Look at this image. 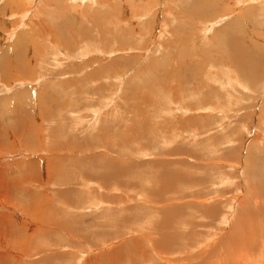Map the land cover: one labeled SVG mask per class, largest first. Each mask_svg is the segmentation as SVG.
<instances>
[{
    "label": "rangeland",
    "instance_id": "rangeland-1",
    "mask_svg": "<svg viewBox=\"0 0 264 264\" xmlns=\"http://www.w3.org/2000/svg\"><path fill=\"white\" fill-rule=\"evenodd\" d=\"M263 8L0 0V264H180L185 255L181 264H239L221 251L234 219L252 210L237 203L251 188L264 193L246 165L259 155L264 164ZM236 74L245 87L227 80ZM253 140L260 149L250 154ZM163 233L175 243L157 253ZM259 246L240 264H264Z\"/></svg>",
    "mask_w": 264,
    "mask_h": 264
},
{
    "label": "bare ground",
    "instance_id": "bare-ground-1",
    "mask_svg": "<svg viewBox=\"0 0 264 264\" xmlns=\"http://www.w3.org/2000/svg\"><path fill=\"white\" fill-rule=\"evenodd\" d=\"M239 2L240 1H242V2H244V0H238ZM97 2V1H96ZM255 2V1H254ZM253 2V3H254ZM222 3V2H221ZM204 4V3H203ZM206 9V8H205ZM264 9V8H263ZM149 10V9H148ZM151 10V9H150ZM259 11V10H258ZM148 14V13H147ZM198 14V13H197ZM247 17H248V15H247ZM222 19V18H221ZM245 19V18H244ZM211 29V28H210ZM215 32V31H214ZM160 36H161V34H160ZM228 36V35H227ZM250 36V35H249ZM7 37V36H6ZM160 38V37H159ZM209 39V38H208ZM225 40V39H224ZM1 41V45H0V47L1 48H4L5 47V44H3L2 42L4 41V39L3 40H0ZM208 41V40H207ZM87 51V50H86ZM35 52V51H34ZM83 54V53H82ZM89 54H90V52H89ZM56 55V54H55ZM85 55H87V54H85ZM84 55V56H85ZM150 55V54H149ZM85 58V57H84ZM54 61H57V60H54ZM59 62V61H58ZM58 62H57V64H58ZM88 64H91V63H88ZM92 65V64H91ZM211 65V64H210ZM87 66H89V65H87ZM209 67V66H208ZM215 67V66H214ZM87 68V67H86ZM149 68V67H148ZM152 68V67H151ZM88 70V69H87ZM230 71H231V69H230ZM229 71V72H230ZM85 73V72H84ZM234 73V72H233ZM85 74H87V72L85 73ZM232 73L230 72V75H231ZM94 75H96V74H94ZM85 76V75H84ZM87 76H90L91 77V75H89V74H87ZM236 76H237V74H236ZM240 76V75H239ZM86 77V76H85ZM89 77V78H90ZM88 78V79H89ZM120 78V77H119ZM119 78H117V79H119ZM122 78V77H121ZM149 79V78H148ZM217 79V78H216ZM226 79V78H225ZM218 81H219V79H217ZM227 80H229V82H231V83H235L237 86H240V88H242V87H245V86H243V85H245V84H243L242 85V83H243V81H241L239 78H238V76L237 77H234V78H228ZM227 80L225 81V82H227ZM231 80V81H230ZM243 80V79H242ZM209 81V80H208ZM212 81H213V79H212ZM211 81V82H212ZM217 81V82H218ZM16 82V81H15ZM91 82H93V81H91ZM94 82H97V81H94ZM94 82H93V84H94ZM220 82H221V80H220ZM218 82L219 83V85H221V87L223 88V90H224V88H228V87H226V85H225V83L224 82ZM228 82V83H229ZM19 83V82H18ZM212 83H214V82H212ZM217 84V83H216ZM233 84H231V86L233 85ZM228 85V84H227ZM242 86V87H241ZM167 87H169V86H167ZM235 87V86H234ZM250 87V86H249ZM218 88H220V86L218 87ZM221 88V89H222ZM245 90H246V88H244ZM170 90V89H169ZM236 90V89H235ZM255 90V89H254ZM171 93H172V91H170ZM251 92V91H250ZM43 93V92H42ZM225 93V92H224ZM231 95V94H230ZM170 96H171V94H170ZM232 96V95H231ZM179 97V96H178ZM230 97V96H229ZM255 97V96H254ZM175 98H177V97H175ZM174 98V99H175ZM227 98H228V96H227ZM233 98V97H232ZM258 98V97H257ZM236 99H237V97H236ZM252 99V98H251ZM183 100V99H182ZM105 102H106V100H105ZM171 102V101H170ZM179 102V101H178ZM181 102V101H180ZM229 102V101H228ZM232 102V101H231ZM230 102V103H231ZM243 102V101H242ZM108 103V102H107ZM255 103V102H254ZM175 103H173L172 105L173 106H176V105H174ZM177 104V103H176ZM210 104V103H209ZM103 105V104H102ZM106 105V104H105ZM171 105V106H172ZM232 105V104H231ZM106 106H108V105H106ZM251 106V105H250ZM184 107V106H183ZM182 107V108H183ZM176 108V107H175ZM184 109V108H183ZM182 109V110H183ZM245 109V108H244ZM241 110V109H240ZM172 111V110H171ZM177 112H178V110H176ZM175 111V112H176ZM180 111H181V108H180ZM191 111V110H190ZM262 111V110H261ZM175 112H173L172 114H174ZM183 112V111H182ZM260 112V111H259ZM157 114V113H156ZM184 114H186V113H184ZM177 115V114H176ZM181 115H183V114H181ZM175 116V115H174ZM177 116H179V115H177ZM177 116H175V117H177ZM264 116V115H263ZM186 117V116H185ZM260 118L262 119V116H260ZM179 120V119H178ZM258 121H259V119H258ZM176 122V121H175ZM261 122H262V120H261ZM224 123V122H223ZM236 124V123H235ZM241 124V123H240ZM240 124H238L237 123V125H240ZM262 124V123H261ZM178 127H179V125H178ZM178 127H177V129H178ZM183 127V126H182ZM249 127V126H248ZM259 127V126H258ZM176 128V127H175ZM242 129H244V128H242ZM257 129V128H256ZM175 130V129H174ZM183 130V129H182ZM179 131V130H178ZM245 131V130H244ZM181 134V133H180ZM263 137V136H262ZM259 138V137H258ZM258 138H256L257 140H258ZM253 139H254V137H253ZM255 140H253L251 143L252 144H250V149L247 147V149H249V150H246V152L247 151H250V150H253L250 154H252L253 152H255L256 150H258V149H260V147L258 148V146H255V142H254ZM258 142H260V140H258ZM257 143V142H256ZM242 146H244V145H242ZM255 148H257V149H255ZM262 148V147H261ZM219 153V152H218ZM249 154V153H248ZM256 155V154H255ZM103 156V155H102ZM248 157V156H247ZM106 158V157H105ZM263 158V157H262ZM165 161V160H164ZM246 162H248V164H246L247 165V171H248V175H247V177L249 176V173H250V175H252L255 179H251V183L253 182V180H258V178H262L263 179V181H264V164H263V167L262 168H260L259 166H258V163L260 162V155L258 156V157H255V160L253 161V160H251L250 162L249 161H247V159H246ZM41 164L43 165L44 164V162H42L41 161ZM234 165H232L231 164V167H233ZM261 166V165H260ZM259 167V168H258ZM56 168V167H55ZM246 169V168H245ZM244 169V170H245ZM246 171V170H245ZM244 172V171H243ZM245 173V172H244ZM244 173H242L243 175H244ZM86 174V173H85ZM44 175V174H43ZM235 175V174H234ZM242 175V176H243ZM45 176V175H44ZM255 176H258V178H256ZM67 177V176H66ZM216 177V176H215ZM222 177V176H221ZM221 177H220V179H221ZM234 177V176H233ZM31 179V178H30ZM154 179V178H153ZM166 179V178H165ZM223 179H224V177H223ZM32 180V179H31ZM152 180V179H151ZM225 181H226V179H224ZM260 180V179H259ZM23 182H24V180H22ZM46 181V180H45ZM230 181V180H229ZM229 181H227V182H229ZM42 182V181H41ZM227 182H226V184H227ZM231 182V181H230ZM233 182H235V181H233ZM242 182V181H241ZM2 183V182H1ZM223 183V182H222ZM92 184V183H91ZM142 184V183H141ZM224 184V183H223ZM235 184V183H234ZM262 184V183H261ZM30 185V184H29ZM45 185V184H44ZM183 185V184H182ZM229 185V184H228ZM233 185V184H232ZM236 185V184H235ZM241 184H238L237 185V187L236 186H234L236 189L238 188L239 189V191H240V193H241V190H240V188H241V186H240ZM98 186V185H97ZM169 186V185H168ZM193 186V185H192ZM232 186V187H233ZM249 186V185H248ZM256 186H258V185H256ZM264 186V185H263ZM59 187V186H58ZM86 187V186H85ZM95 187V186H94ZM233 187V188H234ZM108 188V187H107ZM106 188V189H107ZM169 188V187H168ZM260 188V187H259ZM1 189H2V187H1ZM26 189V188H25ZM90 189H91V187H90ZM120 190V189H119ZM168 190V189H167ZM175 190V189H174ZM209 190V189H208ZM258 190V189H257ZM42 192V191H41ZM8 193V192H7ZM65 193V192H64ZM160 193V192H159ZM177 193V192H176ZM193 193H195V192H193ZM201 193H203V195H204V191H202ZM67 194H70V193H67ZM151 194V193H150ZM209 194V193H208ZM207 194V195H208ZM220 194V193H219ZM219 194H218V196H219ZM246 194V197H248L247 199H246V201H250L251 200V196L253 197V194H254V190L251 188V190H248L247 191V193H245ZM258 194V193H257ZM261 194V193H260ZM30 195H32V193L30 194ZM159 195H161V194H159ZM164 195V194H163ZM175 195V194H174ZM182 195V194H181ZM157 196V195H156ZM166 196V195H165ZM165 196H162L161 195V198L163 199V198H165ZM213 196H214V194H213ZM217 196V197H218ZM100 197V196H99ZM138 197V196H137ZM197 197V196H196ZM202 197V194H201V196H199L198 198H201ZM216 197V195L214 196V199L215 198H217ZM221 197V196H220ZM219 197V198H220ZM245 197V198H246ZM57 198V197H56ZM173 198V197H172ZM171 198V199H172ZM152 199V198H151ZM174 199V198H173ZM240 199V198H239ZM244 199V198H243ZM240 200L239 201V203H237V205H239V207H238V211L239 212H241L240 210H241V208H247V209H252V210H249L248 211V214H250L249 215V217L246 219V217H240L239 216V218H237V220L235 221V219H234V223L232 222V224H231V226L233 227V230H235V231H229L230 233L228 234V237L226 238V244H224V246H223V248H226L225 250H222L221 251V254H222V256H223V260H221V261H223L224 263L226 262V260L227 259H229V258H231L230 257V255H233V259L235 260V259H237L238 257L241 259V260H243L244 262H248V261H250L249 259L250 258H248V256H250L249 255V253H248V251H249V249H254V248H256L258 245H260L259 246V248H262V247H264V212H263V208H264V193H263V196L262 195H255V197H253V199H252V204H253V206H252V208H250V206H248V205H246V201L244 202V200ZM261 199V200H260ZM156 199H154V201H155ZM206 200V199H205ZM153 201V200H152ZM218 200H215V202H217ZM234 201H236L235 199H234ZM158 202V201H157ZM177 202V201H176ZM207 202H208V200H207ZM103 203V202H102ZM174 203H175V201H174ZM37 204V203H36ZM231 204V203H230ZM230 204H229V207H230ZM236 205V206H237ZM66 206V205H65ZM101 206V205H100ZM154 206V205H153ZM174 206V205H173ZM203 206V205H202ZM263 206V207H262ZM27 208V207H26ZM156 208V207H155ZM160 208V207H159ZM41 209H42V207H41ZM162 209H163V207H162ZM216 209V207L214 206H209V207H206L205 208V212H206V214H208V212H209V214L211 215V214H213L214 213V210ZM231 209H232V207H231ZM254 209H255V212H258L259 213V216L258 217H256L257 216V214H256V216L255 217H252L251 216V214L253 213V211H254ZM173 209H170V210H168L167 211V213H169L170 211H172ZM229 210V209H228ZM30 211V210H29ZM44 210H42V212L40 213L41 215H43L45 218H47L48 217V214L47 215H45V211L43 212ZM161 211V210H160ZM174 212H175V210H174ZM25 213H26V210H25ZM162 213V212H161ZM165 213V212H164ZM216 213V212H215ZM23 214V213H22ZM146 214V213H145ZM149 214V213H148ZM170 214V213H169ZM24 215V214H23ZM49 216H50V214H49ZM168 216V215H167ZM207 216V215H206ZM262 216V217H261ZM151 216H149V218H150ZM175 217V216H174ZM173 217V218H174ZM176 218V217H175ZM235 218V217H234ZM224 219L226 220L227 219V216H224ZM230 219V218H229ZM14 220H15V222H18V223H23L24 222V220H22V219H19L18 217L16 218H14ZM144 220V219H143ZM176 220H177V218H176ZM228 220V219H227ZM232 220V219H231ZM168 221H170V218H168V217H166V220H165V224L168 226V227H170V225H168ZM172 221V220H171ZM53 222V221H52ZM70 222H71V220H70ZM132 222V221H131ZM175 222V224H177L176 222L177 221H174ZM179 222V221H178ZM254 222H256L257 224H258V227L254 230V231H247V226H248V228H251L252 227V225H253V223ZM26 223V222H25ZM172 223V222H171ZM26 224H28V223H26ZM21 225L22 227L21 228H25V226H28V225ZM31 224V223H30ZM33 224V223H32ZM53 224V223H52ZM59 224H60V222H59ZM151 224V223H150ZM163 224V223H162ZM173 224V223H172ZM189 224V223H188ZM190 224H193V223H190ZM54 225H55V223H54ZM158 225V224H157ZM228 225H229V223H228ZM227 225V226H228ZM239 225V226H241V230H240V232H239V227H237V226ZM24 226V227H23ZM174 226V225H173ZM207 226V225H206ZM148 227V226H147ZM231 227V228H232ZM142 229V228H141ZM187 229V228H186ZM134 230V229H133ZM151 230V229H150ZM163 230H168L167 228H166V226H164L163 227ZM185 231V230H184ZM261 231V232H260ZM152 232V231H151ZM154 233H155V231H154ZM189 233H190V231H189ZM151 234V233H150ZM174 234V236H175V234L176 233H173ZM203 234V233H202ZM208 234V233H207ZM215 234H218V232H216ZM158 235V234H157ZM187 235V234H186ZM257 235H260V237H261V240H259V243H258V240H257ZM152 236V234L150 235V237ZM154 236V235H153ZM171 237H172V234L170 235ZM169 235H167V234H165V233H163V235L162 236H160V237H156L155 238V242H156V247H154V248H156L157 250H156V252L157 253H159V252H162V250H161V248L163 249V246L164 247H166V246H172V244H174L175 242H174V240H173V238H171ZM191 236V235H190ZM204 236H206V235H204ZM209 236V235H208ZM220 236V235H219ZM219 236L218 237H216V236H214L213 237V241L211 240L210 242H211V245H212V247L213 248H215L216 249V252H214L213 254L215 255V256H217L218 255V251H217V248H216V246H217V243H218V240H219ZM210 237V236H209ZM216 237V238H215ZM178 238H180V237H178ZM195 238H196V236H195ZM204 238V237H203ZM154 239V238H153ZM187 239V238H186ZM176 240V239H175ZM206 240V239H205ZM217 240V241H216ZM29 241V240H28ZM190 241V240H189ZM200 241H201V239H200ZM25 243H28V242H26V241H24ZM177 242V241H176ZM182 242H184V241H181L180 242V244L182 243ZM204 242V241H203ZM24 243V244H25ZM147 243V242H146ZM191 243V242H190ZM193 243V242H192ZM205 243V242H204ZM14 244H16V243H14ZM182 244H184V243H182ZM197 244V243H196ZM203 244V243H202ZM13 245V244H12ZM17 245V244H16ZM16 245H14V246H16ZM28 245V244H27ZM192 245V244H191ZM205 245V244H204ZM209 245V244H208ZM194 246V245H193ZM243 246L245 247V248H243ZM27 247V246H26ZM161 247V248H160ZM173 247V246H172ZM181 248H182V246H180ZM207 247H209V246H207ZM141 248V247H140ZM143 248V247H142ZM141 248V249H142ZM197 248V247H196ZM146 249V248H145ZM175 249V248H174ZM208 249H210V248H208ZM257 249V248H256ZM16 250V249H15ZM32 250V249H31ZM228 250V253L226 254V252H224V251H227ZM248 250V251H247ZM167 251H169V250H167ZM262 251H263V249H262ZM174 252V251H173ZM207 252V251H206ZM264 252V251H263ZM8 253V252H7ZM155 253V252H154ZM260 253V252H259ZM187 254V253H186ZM192 254V253H191ZM263 254V253H262ZM9 255V254H8ZM184 255V254H183ZM195 255H197V253H194L193 254V256H195ZM261 255V254H260ZM17 256V255H16ZM82 256H84V257H86V252H85V254L84 253H81L80 254V258L78 259L79 261L81 260L82 261ZM186 256V255H185ZM184 256V257H185ZM192 256V257H193ZM198 256V255H197ZM143 257V256H142ZM163 257H165V254H164V256ZM184 257H182V259L180 260V261H177V262H179L180 264L182 263V260H183V258ZM187 257V256H186ZM212 257H214V256H211V258ZM237 257V258H236ZM19 258V257H18ZM115 258V257H114ZM151 258V257H150ZM153 258V257H152ZM152 258H151V260H152ZM263 258V257H262ZM160 259V258H159ZM173 259V262L174 261H176V259L175 258H170V263H171V260ZM191 259L192 258H187V260H190L191 261ZM233 259L232 260H230L231 262H233ZM141 260V259H140ZM150 260V264H155V261H151ZM178 260V259H177ZM186 260V261H187ZM240 260V261H241ZM130 261V260H129ZM133 261V260H132ZM142 262H146V261H144V260H141ZM166 261V260H165ZM210 261V263L209 264H216V262H214V261H212V260H209ZM240 261H239V264H240ZM262 261V260H261ZM264 261V260H263ZM149 262V261H148ZM147 262V263H148ZM230 262V263H231ZM236 262V264H237V261H235ZM130 263H131V261H130ZM129 263V264H130ZM226 263H228V262H226ZM219 264V263H218ZM221 264H223V263H221Z\"/></svg>",
    "mask_w": 264,
    "mask_h": 264
}]
</instances>
